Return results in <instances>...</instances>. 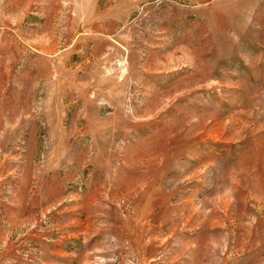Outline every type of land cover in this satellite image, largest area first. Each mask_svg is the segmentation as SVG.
<instances>
[{
  "label": "rangeland",
  "instance_id": "obj_1",
  "mask_svg": "<svg viewBox=\"0 0 264 264\" xmlns=\"http://www.w3.org/2000/svg\"><path fill=\"white\" fill-rule=\"evenodd\" d=\"M0 264H264V0H0Z\"/></svg>",
  "mask_w": 264,
  "mask_h": 264
}]
</instances>
